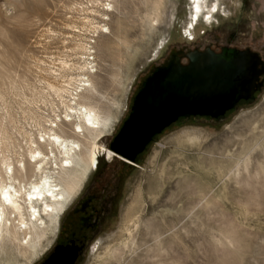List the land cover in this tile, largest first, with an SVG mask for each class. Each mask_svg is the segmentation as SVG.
<instances>
[{"label":"rangeland","instance_id":"374dc122","mask_svg":"<svg viewBox=\"0 0 264 264\" xmlns=\"http://www.w3.org/2000/svg\"><path fill=\"white\" fill-rule=\"evenodd\" d=\"M103 2L111 10L101 22L85 11L95 0H0V130L19 153L37 134L35 115L57 123L64 118L55 96L51 110L45 89L51 78L42 69L43 61L64 57L74 46L67 23L87 35L95 52L89 78L98 92L94 103L109 121L98 142L104 149L110 150L146 79L175 56L187 63L184 55L192 50L250 49L261 61V86L217 118L179 117L132 164L103 151L57 223L43 217L39 251L24 261L8 235L0 264H41L71 237L84 244L75 264H264V0H206L208 7L197 17L208 10L212 25L200 23L193 30L196 19L191 34L185 26L194 0ZM86 13L109 33L93 32L83 23Z\"/></svg>","mask_w":264,"mask_h":264},{"label":"bare ground","instance_id":"6f19581e","mask_svg":"<svg viewBox=\"0 0 264 264\" xmlns=\"http://www.w3.org/2000/svg\"><path fill=\"white\" fill-rule=\"evenodd\" d=\"M103 1L95 0V6L85 9L96 16H101V22L111 10L110 2L104 3ZM193 3H195L192 9L194 11L190 12L189 21L185 26L189 34H191L190 29L194 20L197 19L193 30L200 23L211 26L214 17L208 10L206 16L201 14L197 17L199 12L197 9L208 7L206 0H194ZM92 19L87 14L83 17V23L92 25L93 32H98L100 29L99 33L104 36L109 33L104 31L106 28L104 23L101 25L100 21H96L95 26ZM68 27L70 28V41H74L70 53L64 52V57L60 56L57 59L50 58L47 63L43 61L45 66L42 69L46 76L52 79L46 81L45 88L47 96L51 97L48 101L51 110L54 112L52 108L53 96H55L63 107L64 118H58L57 123L54 119H44L40 113L35 115L31 120L34 121L37 134L34 137L29 136L26 141L27 146L25 145L26 150L23 153H19L17 150L19 146L10 139L9 134L0 130V134L3 133L0 139V250L4 248V240L9 235L16 241L18 252L24 257V261L34 256L39 251L38 247H42L41 241L46 231L43 217H47L50 222L57 223L82 179L92 167L95 169L97 160L103 151L108 157H118L115 152L104 149L98 144L109 126V121L100 115L94 103L95 94L98 92L89 78L95 71L94 58L91 57L93 49L90 42L86 40L87 35L83 34L80 28L67 23L66 28ZM74 36L79 39L76 40ZM83 91L87 92V95L82 94ZM42 97V102L45 103L47 99L45 100V96ZM59 125L67 126L68 131L62 130ZM82 141H85V145ZM7 152L15 156L14 162L6 154ZM120 159L132 164L121 157ZM28 167L29 173H27ZM69 171L73 175L64 177L63 174ZM5 196L9 199L6 200ZM29 196L33 199L29 200ZM11 213H13V219L9 216ZM14 220H17L16 225ZM29 230H33V235ZM27 236L29 240H26ZM31 242H33L32 245H30ZM6 263L21 264V261L13 263L10 260Z\"/></svg>","mask_w":264,"mask_h":264},{"label":"water","instance_id":"95a60500","mask_svg":"<svg viewBox=\"0 0 264 264\" xmlns=\"http://www.w3.org/2000/svg\"><path fill=\"white\" fill-rule=\"evenodd\" d=\"M179 56L153 72L134 97L110 150L134 161L152 138L181 116L217 118L260 88V58L250 49L209 47ZM78 248L57 245L41 264H74Z\"/></svg>","mask_w":264,"mask_h":264},{"label":"flooded vegetation","instance_id":"af4514ba","mask_svg":"<svg viewBox=\"0 0 264 264\" xmlns=\"http://www.w3.org/2000/svg\"><path fill=\"white\" fill-rule=\"evenodd\" d=\"M87 207V204H83L82 206H81V211L83 210H85V208ZM76 211H78V209H76ZM85 225L87 224H89V219L88 218H86V217H84L83 218V221H82ZM96 225L95 224H92V227H95ZM57 245H62V246H67V245H70L72 248H75V247H77L78 248V256H77V258H76V261H77V259H78V257L80 256V254H81V252H82V250H83V247H84V244L82 243V242H80V239H78L77 237H71V238H69L67 241H65V242H60V243H58ZM56 245V246H57ZM55 246V247H56ZM54 247V248H55ZM54 251V250H53ZM52 251V252H53ZM51 252V253H52ZM50 253V254H51ZM49 254V255H50ZM75 261V262H76ZM75 264V263H74Z\"/></svg>","mask_w":264,"mask_h":264},{"label":"snow or ice","instance_id":"6c2138e0","mask_svg":"<svg viewBox=\"0 0 264 264\" xmlns=\"http://www.w3.org/2000/svg\"><path fill=\"white\" fill-rule=\"evenodd\" d=\"M197 11H199V9H197ZM213 11H216V9H215V8H213ZM104 31H105V32H107V31H108V29H107V28H105V29H104ZM49 195H51V193H49ZM5 199H6V200H8L9 198H8L7 196H5ZM31 199H33V197H32V196H29V200H31ZM9 202H10V200H9ZM34 211H35V210H34Z\"/></svg>","mask_w":264,"mask_h":264},{"label":"trees","instance_id":"16d2710c","mask_svg":"<svg viewBox=\"0 0 264 264\" xmlns=\"http://www.w3.org/2000/svg\"><path fill=\"white\" fill-rule=\"evenodd\" d=\"M261 75V74H260Z\"/></svg>","mask_w":264,"mask_h":264}]
</instances>
